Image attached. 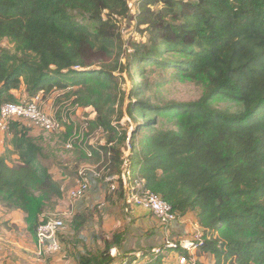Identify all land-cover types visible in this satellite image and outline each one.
I'll use <instances>...</instances> for the list:
<instances>
[{
  "label": "trees",
  "instance_id": "obj_1",
  "mask_svg": "<svg viewBox=\"0 0 264 264\" xmlns=\"http://www.w3.org/2000/svg\"><path fill=\"white\" fill-rule=\"evenodd\" d=\"M125 23L140 40L124 39ZM3 40L13 48L1 47ZM146 69L162 75L140 86L134 72ZM124 72L128 93L117 75ZM169 74L202 82L206 91L193 103L157 105L143 96ZM21 88L26 100L66 90L74 104L93 108L89 129L99 128L105 144L79 148L81 163L74 162L94 165L101 182L120 173L128 136L111 120L123 116L127 98L133 169L178 218L195 215L204 238L196 256L264 264V0H140L135 15L128 0H0V108L21 103L12 93ZM7 134L0 210L20 211L36 242L63 190L45 164L42 136L32 137L20 122ZM113 195L121 197L120 189ZM92 218L73 215L72 235L68 241L59 235V242L68 256L75 251L77 264H111L121 235L96 253L79 250V233Z\"/></svg>",
  "mask_w": 264,
  "mask_h": 264
},
{
  "label": "rangeland",
  "instance_id": "obj_2",
  "mask_svg": "<svg viewBox=\"0 0 264 264\" xmlns=\"http://www.w3.org/2000/svg\"><path fill=\"white\" fill-rule=\"evenodd\" d=\"M121 28L125 40L133 39L138 41L141 39L140 36L135 32L133 24H121ZM1 47L12 49L13 45L9 43L8 40H3L1 43ZM129 52L130 50L128 51V53ZM121 62L125 63V58H122ZM136 72H134L135 75L133 79L135 83L140 86L145 81H148L149 83L151 81H156L162 75L159 74L158 76V72L154 69H146L145 75H139L138 72ZM117 75L124 78L125 82L122 85V89L125 90L126 93H128L131 88V82L128 74L124 72L122 74L117 73ZM205 91L206 87L202 82L197 83L189 79L171 80V75L169 74V77L165 78L163 81H160L157 86H154L151 89L150 93L148 91H144L143 96L145 98L149 97L152 102H157V105L166 103H193L198 101L205 93ZM39 96V105L44 111H49L48 113L55 116L59 114V117L60 113H65L61 116H65L68 120L65 121L63 131L59 134L42 136L43 133L41 131L40 134H38L39 130H34L36 131L38 136H42L43 140L41 143V147H43L45 153L48 154V156L45 157V164L51 169L54 168L53 170L55 171L57 169V173H59L60 170L67 169V167H70L71 165L73 166L75 163L74 161L80 162V160L82 159H77L76 157L79 148H85L88 145L94 147L105 144V136L99 128L93 130L92 132L89 129L88 122L93 121L96 117V113L94 112L92 107L84 108L77 104H74L75 97H69L66 90L54 91L47 98H44L41 94ZM26 99L27 96L22 99L21 102L25 103L30 101ZM127 104L128 99L125 98L122 105L123 116L119 119H117V116H113L111 120L112 127L115 126L119 131L126 130L127 132L128 139L125 141V145L122 146V151L127 150L126 143L127 141H129L130 136L135 131V124L127 114ZM219 107L225 109L226 107H228V104H221L219 105ZM92 114L94 119L91 117ZM59 119H62V117H60ZM69 128H72L70 133H68ZM67 144H70L72 149H67ZM85 167L84 168L87 171L95 169V167L92 168L90 165H87ZM67 207H69V204L63 201V210L67 209ZM53 214L57 215L56 213H49L48 215ZM58 217L62 219L64 223L63 228L58 234V239L60 235L62 237H65L68 241L69 235H72L67 224L68 220L64 219L62 216ZM13 226H15V224L11 225L9 223V225H7L9 229H7V231L5 230L4 234L0 235V237L2 238V241H0V264H75L77 262L75 259V251H72V258L65 259L63 257V253L65 251L63 247L60 253L53 255V257H55L54 261L47 262L48 259H52V256L50 258L37 257L36 248H34V241L31 235L26 230H24L23 227L15 226V228H13ZM63 244L65 243L63 242ZM102 247V242L97 243L96 245L90 241H87L86 246L82 247L80 245V250L81 248H84L89 252L91 251V253H96L99 248ZM4 250H6L9 255H7ZM146 256L148 258H152V255L149 253H147Z\"/></svg>",
  "mask_w": 264,
  "mask_h": 264
},
{
  "label": "crops",
  "instance_id": "obj_3",
  "mask_svg": "<svg viewBox=\"0 0 264 264\" xmlns=\"http://www.w3.org/2000/svg\"><path fill=\"white\" fill-rule=\"evenodd\" d=\"M12 93L18 100H22L26 97L24 88ZM48 112L49 111H47V113ZM64 114L65 113H62L61 115ZM91 117L93 118V114ZM63 119L68 121L65 116ZM24 125L29 129V134L32 137H38L36 133V131H38L37 128L30 126L29 123H25ZM35 129L37 130L34 131ZM38 134H40V130ZM44 135L47 134L43 133L42 136ZM8 137L9 135L7 132H0V154L5 152L6 140ZM8 149L11 148L8 147ZM13 160H16V156H13ZM74 165L76 164L74 163ZM74 165L67 167V169L60 170L59 173H57V169L55 171L53 170L54 168H50V173L54 181L59 183L63 190V198L59 201L54 213L58 216H62L68 221L77 213H92L93 218L79 233V237L83 240V246H86L87 241L96 245L100 242L103 244L104 240H111L114 235H121V242L117 251L122 258H127L130 264H178V253L175 251H165V253L156 260L147 259L146 254L150 253L151 249L161 246L167 237L174 242L192 240L196 230V224L199 226L194 214L188 213L179 218L177 221L171 223L168 231H166L151 213L140 207L131 208L129 212L126 213L122 197L109 194L107 186L103 182L98 181V179L91 181L88 193L81 200H72L68 197V192L78 181L79 170L89 164H82L77 168H75ZM90 166L92 168L95 167L94 165ZM63 201L69 204V207L65 210H63ZM9 223L11 225L15 224L17 227L21 226L26 230L24 215L20 211L5 213L0 210V235L4 234L5 230L7 231V229H9L7 227ZM15 226H13V228H15ZM0 241H2L1 237ZM62 245L65 250L63 257L65 259L72 258L68 256V251L65 249L64 244ZM34 248H36L35 242ZM102 248H99V250H102ZM4 252L9 255L6 250H4ZM136 253H141L144 256L137 260L134 257ZM194 254L197 255L195 252ZM50 257L51 256L48 258ZM51 258L52 259H48L47 262L55 260L53 255ZM196 260L197 264H214L215 261L214 257L211 255L196 256ZM75 264H77V262Z\"/></svg>",
  "mask_w": 264,
  "mask_h": 264
},
{
  "label": "built area",
  "instance_id": "obj_4",
  "mask_svg": "<svg viewBox=\"0 0 264 264\" xmlns=\"http://www.w3.org/2000/svg\"><path fill=\"white\" fill-rule=\"evenodd\" d=\"M139 3L140 0H128L130 15L136 14ZM39 95L29 102L2 105L0 108V132L6 133L11 123L20 122L23 125L29 123L30 126L47 135L61 133L65 123L63 116L62 119H58L55 115L44 111L39 105ZM113 127L116 128L115 126ZM126 147L127 150L122 151L123 157L119 175L107 176L104 178L103 183L107 186L109 194H114L120 189L126 213L131 208L140 207L151 213L158 223L168 231L171 223L179 218L172 212L169 204L147 188L145 180L139 174V170L133 169L129 141H127ZM66 148L72 149L70 144H67ZM101 174V171H96L95 169L90 171L85 168L80 169L78 181L69 190L68 197L72 200H81L88 193L91 181L101 178ZM46 217L47 220L39 225L36 231V256L39 258L58 254L62 250L58 234L64 226L63 220L55 214L47 215ZM203 240L202 229L196 224L192 240L174 242L167 237L161 246L151 249L149 254L152 255V258L147 256L146 258L156 260L165 251L180 249L181 252L177 254L178 264H197L194 252L197 253L203 244ZM109 254L114 260L111 264H130L127 258L120 256L116 248H112ZM143 256L141 253L134 255L137 260Z\"/></svg>",
  "mask_w": 264,
  "mask_h": 264
}]
</instances>
